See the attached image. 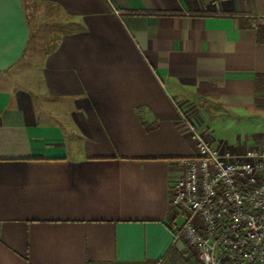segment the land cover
Here are the masks:
<instances>
[{
  "label": "crops",
  "instance_id": "0c3cea01",
  "mask_svg": "<svg viewBox=\"0 0 264 264\" xmlns=\"http://www.w3.org/2000/svg\"><path fill=\"white\" fill-rule=\"evenodd\" d=\"M259 28L264 0H0V264H200L175 103L219 151L263 149Z\"/></svg>",
  "mask_w": 264,
  "mask_h": 264
},
{
  "label": "built area",
  "instance_id": "2783aa9c",
  "mask_svg": "<svg viewBox=\"0 0 264 264\" xmlns=\"http://www.w3.org/2000/svg\"><path fill=\"white\" fill-rule=\"evenodd\" d=\"M175 105L197 146L171 185L173 203L187 209L175 240L200 264H264V148L219 151Z\"/></svg>",
  "mask_w": 264,
  "mask_h": 264
},
{
  "label": "rangeland",
  "instance_id": "374dc122",
  "mask_svg": "<svg viewBox=\"0 0 264 264\" xmlns=\"http://www.w3.org/2000/svg\"><path fill=\"white\" fill-rule=\"evenodd\" d=\"M39 23L40 21H38V24ZM52 39L53 36L49 35L43 30L42 31L38 30L37 35L31 37L27 54L23 60L25 63L21 67L27 70L30 67V65H33L35 61L40 60L39 55L49 50L51 46L53 47L54 41L52 42ZM177 242L182 244L183 248H182L181 257L184 260H191L193 258H196L195 255L192 254L187 255L186 243L184 240L180 239Z\"/></svg>",
  "mask_w": 264,
  "mask_h": 264
},
{
  "label": "trees",
  "instance_id": "16d2710c",
  "mask_svg": "<svg viewBox=\"0 0 264 264\" xmlns=\"http://www.w3.org/2000/svg\"><path fill=\"white\" fill-rule=\"evenodd\" d=\"M257 40L259 42H264V31L262 28L258 29ZM262 80H264V75H258L256 78V83H258L259 81H262Z\"/></svg>",
  "mask_w": 264,
  "mask_h": 264
}]
</instances>
